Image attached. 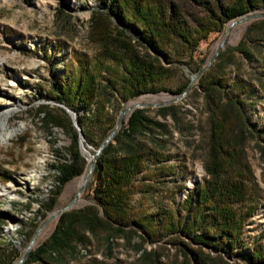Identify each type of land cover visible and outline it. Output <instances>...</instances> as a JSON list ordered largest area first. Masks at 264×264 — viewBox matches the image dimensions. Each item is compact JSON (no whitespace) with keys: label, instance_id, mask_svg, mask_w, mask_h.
<instances>
[{"label":"trees","instance_id":"obj_1","mask_svg":"<svg viewBox=\"0 0 264 264\" xmlns=\"http://www.w3.org/2000/svg\"><path fill=\"white\" fill-rule=\"evenodd\" d=\"M260 8L264 0L219 2L213 17L193 28L181 10L160 0H99L88 31L97 52L92 57L72 53L48 98L77 115L78 110L83 112L76 119L83 144L98 150L113 131L122 104L147 94H182L188 78L176 89L170 84L181 66L194 74L204 67L205 59H194L203 35L222 32L232 20ZM234 53L248 64L259 62L264 56V20L250 24L236 47L221 51L185 99L200 96L206 114L205 176L178 207L147 212L132 201L137 192L144 195L169 172L165 148L172 130L166 119L177 128L186 111L171 104L150 117L147 110L134 109L97 157L90 181L92 203L62 213L50 236L31 249L22 264H100L88 246L135 236L143 252L146 242L165 239L177 246L181 264H239L228 259L244 249V226L263 196L246 158V143L255 135L242 96L250 95L252 86L238 75L231 81L226 71L236 63ZM40 114L45 126L63 129L71 140L70 160L57 165L56 190L45 206L51 212L61 188L82 175L87 162L71 117L62 109L52 113L44 106ZM36 229L35 225L28 233V243ZM83 249L89 257L81 262ZM21 255L1 249L0 264H14ZM246 264H264V234L252 245Z\"/></svg>","mask_w":264,"mask_h":264},{"label":"rangeland","instance_id":"obj_2","mask_svg":"<svg viewBox=\"0 0 264 264\" xmlns=\"http://www.w3.org/2000/svg\"><path fill=\"white\" fill-rule=\"evenodd\" d=\"M98 1L0 0V112H9L8 127L21 126L17 136L9 141H0V250L14 249L23 254L28 246L27 235L35 225L38 228L56 211L73 200L76 202L79 196L82 203L75 205L73 209L92 203V178L83 192L77 195L80 190L78 180L85 174L83 173L61 188L54 209L51 212L46 211L45 206L51 202L52 192L56 190V167L70 160L68 149L71 140L63 129L45 126L40 110L43 106L52 113H57L58 108L65 111L63 106L70 110L63 104L50 101L48 90L61 75L63 65L69 62L72 53L92 57L97 52L98 47L89 41L88 31L91 13L97 10ZM160 1L181 10L186 22L194 28L199 22H206L213 17L219 2L231 3L233 0ZM248 14H264V8ZM246 15L232 20L231 22L241 19L231 28L229 22L222 32L211 30L205 33L194 52V59H205L206 65L224 37V44L219 53L236 47L250 24L264 20V16L245 18ZM112 23L116 26L115 21ZM234 54L236 63L234 66L228 65L226 71L231 81L238 75L252 86V93L242 96L246 103L245 113L250 117L255 135L246 143V158L263 196L255 214L244 226V249L228 259L230 262L246 264V257L249 256L252 245L261 242L264 234V56L261 55L259 62L248 64L238 54ZM194 75L187 67L181 66L170 88L176 89L186 78L190 82ZM199 79L200 76L186 95L171 103L181 106L186 112H183L184 116H181L177 128H174L171 119H166L172 130L165 148L170 156L169 172L166 176H161L154 187L144 192V195L141 196V192H137L133 198V205H141L147 212L178 207L188 191L193 189L195 184H200L205 176L206 114L197 94L185 102ZM155 95L165 96V102L178 96L170 92L142 95L122 104L119 113L137 102H164L153 103L152 97ZM157 108L159 107H143L150 117L156 116ZM77 112L78 115L83 114L81 110ZM129 114L130 112L126 113L122 121H126ZM98 135L93 137L95 142ZM258 135H261V138ZM81 150L85 160H88L95 154L96 147L87 144ZM149 181L146 180V183L151 182ZM57 220L58 217L48 220L32 249L37 248L50 236ZM138 244L139 239L135 236L129 239L116 238L110 245L94 244L88 248L92 257L100 264L182 262L177 246L167 243L165 239L158 244L146 242L142 246L144 252L137 247ZM82 252L85 256H81L80 261L84 262L89 256L84 249ZM146 252L150 254L145 255Z\"/></svg>","mask_w":264,"mask_h":264},{"label":"water","instance_id":"obj_3","mask_svg":"<svg viewBox=\"0 0 264 264\" xmlns=\"http://www.w3.org/2000/svg\"><path fill=\"white\" fill-rule=\"evenodd\" d=\"M261 16H264V14H248L245 16V18H257V17H261ZM241 20V19H240ZM240 20L238 21H233L230 23V26L229 28L233 27L235 25L236 22H240ZM225 39V37L223 38V40ZM223 40L220 42L219 46H217L214 54L212 55V57L207 61L206 65L201 69V71H199L198 73H196L194 76H192L188 86L186 87L185 91L178 95L177 97L173 98V99H170L166 102H163L161 104H139V103H136V104H131L129 105L127 108L123 109L120 113H119V116L117 118V122L115 124V127L113 129V131L110 133V135L106 138V140L101 144V146L99 147L98 150H96L95 154L92 156V158L90 159V162L89 160H86L87 162V165H86V168L84 170L83 173H86V171H88L89 173L92 174V171H93V168H94V164L97 160V157L99 156V154L101 153V151L103 150V148L108 144L109 141H111L113 139V137L115 136V134L117 133V131L119 130V128L121 127V124H122V120H123V116L128 113V112H132L134 109H137V108H143V107H146V106H157V107H163V106H166V105H169L171 103H174L176 101H178L180 98H182L184 95L187 94V92L189 91V89L191 88V86L193 85L194 81L199 77L201 76L204 71L213 63V61L215 60V57L218 55L219 51H220V48L223 46ZM63 108L65 109V111L71 116V119L73 121V125L74 127L80 132V127L78 126L77 124V121L75 119V116L76 114L70 110H68L67 108H65L63 106ZM80 137H81V140H80V146L82 144V142L84 141L83 139V135L82 133L80 132ZM85 186H82L78 192L77 195L81 194L84 190ZM75 206V200H73L72 202H70L69 204H67L65 207H63L61 210L59 211H56L49 219H53L55 217H58L66 212V211H69L71 209H73ZM48 219V220H49ZM45 221L43 222L34 232L31 240L29 241L28 243V246L26 247L24 253L21 255V257L14 263V264H22L28 257L33 245L35 244L37 238L39 237L43 227L46 225V223L48 222Z\"/></svg>","mask_w":264,"mask_h":264},{"label":"bare ground","instance_id":"obj_4","mask_svg":"<svg viewBox=\"0 0 264 264\" xmlns=\"http://www.w3.org/2000/svg\"><path fill=\"white\" fill-rule=\"evenodd\" d=\"M224 43V40H223ZM166 97L163 95H155L152 97L153 103H159L161 101L165 102ZM139 103V102H137ZM136 104V103H135ZM142 104V103H139ZM76 114V113H75ZM8 118H9V112H0V141H9L11 138L17 136L19 131L21 130V126H16L14 128L8 127ZM75 119H77V114L75 116ZM84 147V144L82 142L81 148ZM90 162V158L88 159ZM91 178V173L86 171V173L78 180V186L81 188L82 186H86ZM82 203L81 196L78 197L77 201L75 202V205H80Z\"/></svg>","mask_w":264,"mask_h":264}]
</instances>
